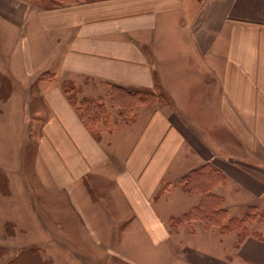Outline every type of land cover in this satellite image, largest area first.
Instances as JSON below:
<instances>
[{
	"label": "crops",
	"instance_id": "obj_1",
	"mask_svg": "<svg viewBox=\"0 0 264 264\" xmlns=\"http://www.w3.org/2000/svg\"><path fill=\"white\" fill-rule=\"evenodd\" d=\"M39 3L0 0V101H30L41 122L33 165L48 209L21 184L13 204L44 224L48 246L71 244L51 217L59 205L77 215L94 264L107 251L113 264L142 255L152 264H264V222L246 218L264 211V0ZM64 83L80 98L109 101L116 85L166 102L140 106L99 138ZM204 166L221 176L207 184L221 224L242 221L232 231L173 222L201 204L181 181ZM6 198L0 191V220Z\"/></svg>",
	"mask_w": 264,
	"mask_h": 264
},
{
	"label": "rangeland",
	"instance_id": "obj_2",
	"mask_svg": "<svg viewBox=\"0 0 264 264\" xmlns=\"http://www.w3.org/2000/svg\"><path fill=\"white\" fill-rule=\"evenodd\" d=\"M39 2L41 6H49V3L44 0H40ZM150 94L153 97H150L151 100L143 106L148 105L154 108L157 104L166 102L163 94ZM158 96L160 97L159 100L157 99ZM78 97L80 98L81 96L78 95ZM158 101L162 102L158 103ZM32 105L33 103L30 101L22 103H6L0 101V163L2 165L0 166V191L2 194L4 193L7 197L6 200L9 202L5 208L6 214L4 211L1 214L0 220V242H5V244L0 246V264H81L78 261V257L80 258L83 254L85 255L84 257L91 258L90 260L94 264V259H97L96 254H98V251L95 252L93 247L86 244L80 236V231L75 229L78 225L76 222L79 223L77 215L74 216L71 210L70 214L64 212H69L66 206L63 211L62 206L57 205L59 209L55 208L58 212L54 213L51 211V217L61 223L64 222L66 241L71 244L65 247H56L57 249L54 250L53 247L48 246V236L47 231L43 228L44 224H38L34 220L35 215L24 213V207L13 204L16 200L22 201L21 198L15 196L20 184L22 187L25 186V189H23L25 191H30L31 189L39 191L40 197L38 198V202L41 210H44V212L47 211L50 203L47 197L42 196L40 182L35 178L36 172L33 165L35 149L33 148V144L39 136L38 130L40 126L38 124L41 122L33 116ZM102 105L107 116L100 120L96 126L95 135L99 138L103 134L110 132L117 123L125 124V121L120 116V110L114 108L110 101L104 99ZM138 108L140 106L132 112V118ZM18 175L23 177V183L15 180ZM93 198L91 199L92 201L95 199ZM4 215L7 218V222L5 223ZM250 216H252V219L249 220L251 222L260 221V219L264 222V213L260 218L258 214ZM39 217L41 218L42 215H39ZM108 246L112 250L111 253L119 248L118 245ZM60 248L61 250L65 249L64 254L57 253ZM137 248L141 249L142 247ZM107 252H103L104 255L102 257L105 261L102 264H113L110 262L112 256ZM50 256L51 258L52 256H58L57 261L52 262ZM142 258L143 255L141 257H135V260L139 264H152L151 261H143Z\"/></svg>",
	"mask_w": 264,
	"mask_h": 264
},
{
	"label": "trees",
	"instance_id": "obj_3",
	"mask_svg": "<svg viewBox=\"0 0 264 264\" xmlns=\"http://www.w3.org/2000/svg\"><path fill=\"white\" fill-rule=\"evenodd\" d=\"M31 3H38L40 0H26ZM49 3L47 7H60L66 5L78 4L85 2L86 0H44ZM64 93L69 97L71 105L79 113L82 122L86 127L96 134V126L99 121L107 116L104 110L103 98H92V97H83L79 98V90L70 85L69 83H64L63 85ZM150 97H153L152 94L131 90L121 86H111V92L109 95V101L114 108L120 110V116L123 121L126 123L130 122L132 118V112L135 108L145 105L148 101L151 100ZM221 176L213 170L209 169L208 166H204L200 169L193 171L191 174L186 176L181 184L189 190H199L202 194L201 204L193 209L191 212L184 214L178 219H175V223H183L191 220H200L203 221L208 226H218L222 232H229L238 228L242 221H237L231 219L228 224L222 225L221 221L225 217V212L220 210L213 201L214 196L210 194V185L208 181H217ZM264 211L260 214V216ZM255 213L251 212L247 215V220L252 219V216ZM259 216V214H258Z\"/></svg>",
	"mask_w": 264,
	"mask_h": 264
}]
</instances>
